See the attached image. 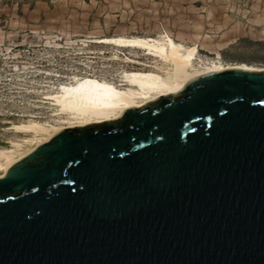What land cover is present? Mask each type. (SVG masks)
Masks as SVG:
<instances>
[{"label":"water","instance_id":"obj_1","mask_svg":"<svg viewBox=\"0 0 264 264\" xmlns=\"http://www.w3.org/2000/svg\"><path fill=\"white\" fill-rule=\"evenodd\" d=\"M0 264H264V70L207 72L14 163Z\"/></svg>","mask_w":264,"mask_h":264},{"label":"rangeland","instance_id":"obj_2","mask_svg":"<svg viewBox=\"0 0 264 264\" xmlns=\"http://www.w3.org/2000/svg\"><path fill=\"white\" fill-rule=\"evenodd\" d=\"M115 35L171 37L196 63L264 68V0H0V147L27 136L15 123H56L39 93L75 74L113 78L120 66L161 65L142 49L98 43Z\"/></svg>","mask_w":264,"mask_h":264},{"label":"bare ground","instance_id":"obj_3","mask_svg":"<svg viewBox=\"0 0 264 264\" xmlns=\"http://www.w3.org/2000/svg\"><path fill=\"white\" fill-rule=\"evenodd\" d=\"M98 43L112 45L113 59L120 61L119 50L142 49L161 65L152 69L120 66L113 78L75 74L70 81L56 80L51 90L39 93V102L52 112L56 123L29 120L6 129L25 134L0 147V177L17 161L65 128L111 120L127 108L140 106L162 95L180 90L187 81L211 71L228 68L264 70L252 66H225L221 61L196 63V47L185 49L171 37L157 39L148 35L108 36Z\"/></svg>","mask_w":264,"mask_h":264}]
</instances>
